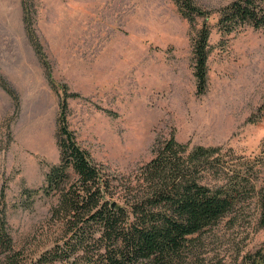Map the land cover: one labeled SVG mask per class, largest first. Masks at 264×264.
<instances>
[{
  "label": "rangeland",
  "instance_id": "374dc122",
  "mask_svg": "<svg viewBox=\"0 0 264 264\" xmlns=\"http://www.w3.org/2000/svg\"><path fill=\"white\" fill-rule=\"evenodd\" d=\"M194 1L217 11L233 0ZM180 10L174 0H0V77L13 93L0 83V212L23 258L35 262L64 232L52 214L59 197L44 191L60 162L62 85L75 141L118 190L139 188L142 167L173 136L189 149L220 148L223 174L251 177L243 201L193 237L185 264H249L263 248L264 28L227 34L216 13L190 23ZM205 23L211 51L199 93L193 39ZM215 173L204 182L224 183ZM26 188L40 189L30 205Z\"/></svg>",
  "mask_w": 264,
  "mask_h": 264
},
{
  "label": "trees",
  "instance_id": "16d2710c",
  "mask_svg": "<svg viewBox=\"0 0 264 264\" xmlns=\"http://www.w3.org/2000/svg\"><path fill=\"white\" fill-rule=\"evenodd\" d=\"M174 1L190 23H195L198 17L208 20L216 13L219 29L227 34L247 25L264 28V0H233L217 11L207 10L194 0ZM26 22L36 51L51 74L50 63L31 21ZM211 32V27L205 23L193 39L194 74L199 93H204L207 87ZM50 77L55 85L52 74ZM0 83L12 93L1 77ZM61 87L64 94L58 119L60 162L51 166L47 173L44 191L59 197L52 214L61 222L63 235L35 262L27 260L21 256V250L16 249L6 212L2 209L0 264H55L57 261L68 264H185L184 254L193 237L216 224L243 201L251 177L223 174L224 171L217 167L220 164L227 169L219 154L220 148L200 145L189 149L173 136L161 144L155 156L142 167L143 182L139 188L129 185L118 190L75 141L66 119V86ZM71 169L76 175L74 180ZM211 170L218 175L216 181L226 175L225 182H204ZM254 189L253 185L249 188L251 192ZM39 191L24 189L28 205ZM115 196L124 199V203L117 204L110 199ZM260 204V222L264 226L263 198ZM247 261L264 264V246L248 255Z\"/></svg>",
  "mask_w": 264,
  "mask_h": 264
}]
</instances>
